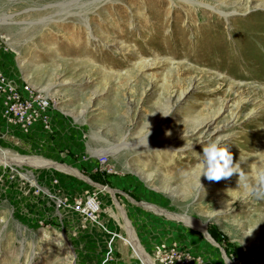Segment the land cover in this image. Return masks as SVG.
I'll use <instances>...</instances> for the list:
<instances>
[{
	"label": "rangeland",
	"instance_id": "1",
	"mask_svg": "<svg viewBox=\"0 0 264 264\" xmlns=\"http://www.w3.org/2000/svg\"><path fill=\"white\" fill-rule=\"evenodd\" d=\"M0 69L50 104L25 132L0 99V264H264V0H0ZM218 137L234 174L198 179Z\"/></svg>",
	"mask_w": 264,
	"mask_h": 264
},
{
	"label": "built area",
	"instance_id": "2",
	"mask_svg": "<svg viewBox=\"0 0 264 264\" xmlns=\"http://www.w3.org/2000/svg\"><path fill=\"white\" fill-rule=\"evenodd\" d=\"M0 99L3 102V114L5 119L14 126L29 132L37 124L45 126L48 123L50 104L42 94L29 90L9 81L0 69ZM65 201V208L67 205ZM75 213L86 220L96 222L100 214V203L95 197L77 201L70 207ZM176 247H159L155 253V259L160 264H189L190 258Z\"/></svg>",
	"mask_w": 264,
	"mask_h": 264
},
{
	"label": "clouds",
	"instance_id": "3",
	"mask_svg": "<svg viewBox=\"0 0 264 264\" xmlns=\"http://www.w3.org/2000/svg\"><path fill=\"white\" fill-rule=\"evenodd\" d=\"M201 147L202 152L197 153L198 179L204 176L210 181H220L222 178H228L234 174L237 165H234L233 155L222 143L221 138L205 141ZM67 255H71V250Z\"/></svg>",
	"mask_w": 264,
	"mask_h": 264
},
{
	"label": "bare ground",
	"instance_id": "4",
	"mask_svg": "<svg viewBox=\"0 0 264 264\" xmlns=\"http://www.w3.org/2000/svg\"><path fill=\"white\" fill-rule=\"evenodd\" d=\"M201 5V4H200ZM204 125V124H203ZM203 125H202V128H201V130L203 131H201L202 133H206V132H209V131H211V123L210 122H208L207 124L205 123V125H204V127H203ZM0 138H1V134H0ZM23 163H24V161H23ZM30 163V162H29ZM47 162H44V163H41V165H39L40 167H45V166H48L50 163H47ZM31 164V163H30ZM34 164V163H33ZM100 165H102V166H104L103 164H100ZM58 166V165H57ZM58 170H64V171H67V173H72L73 175H75L77 178H79V179H81V180H83V181H85L86 183H88V184H92V186H95L91 181H89L86 177H84V176H82L81 175V173L79 172V171H77V170H71L70 168L68 169V168H64V167H60V166H58V167H56ZM105 191H107V189H104ZM192 224V223H191ZM193 225V224H192ZM202 233H203V235L205 236V238L208 240V242L209 243H211L212 245H214V246H217L218 247V245H217V243L215 242V240L209 235V233H208V230H207V227L206 226H204V227H202L201 228V230H200ZM134 238V237H133ZM132 242V241H131ZM137 248H138V246H137ZM139 250H140V248H138ZM137 249V250H138ZM140 253V255H142V256H146L147 257V262H148V264H155L154 263V261H153V259L149 256V255H144L143 254V252L140 250L139 251ZM141 256V257H142ZM146 257H144V258H146ZM143 260H145V259H143ZM227 264H232L228 259H227Z\"/></svg>",
	"mask_w": 264,
	"mask_h": 264
}]
</instances>
